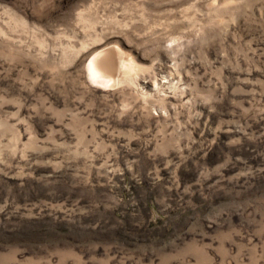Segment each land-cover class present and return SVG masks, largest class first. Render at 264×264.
Returning <instances> with one entry per match:
<instances>
[{"label":"rangeland","instance_id":"374dc122","mask_svg":"<svg viewBox=\"0 0 264 264\" xmlns=\"http://www.w3.org/2000/svg\"><path fill=\"white\" fill-rule=\"evenodd\" d=\"M0 264H264V0H0Z\"/></svg>","mask_w":264,"mask_h":264},{"label":"bare ground","instance_id":"6f19581e","mask_svg":"<svg viewBox=\"0 0 264 264\" xmlns=\"http://www.w3.org/2000/svg\"><path fill=\"white\" fill-rule=\"evenodd\" d=\"M103 65L105 66V63L103 64L102 61H100L99 58H97L91 62L90 66H89V70L93 75H98V74H100L101 71H103Z\"/></svg>","mask_w":264,"mask_h":264}]
</instances>
